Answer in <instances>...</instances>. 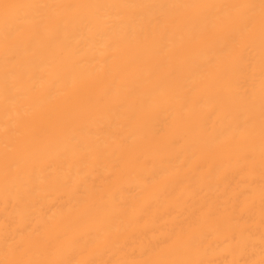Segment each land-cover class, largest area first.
<instances>
[{"label": "bare ground", "instance_id": "6f19581e", "mask_svg": "<svg viewBox=\"0 0 264 264\" xmlns=\"http://www.w3.org/2000/svg\"><path fill=\"white\" fill-rule=\"evenodd\" d=\"M0 264H264V0H0Z\"/></svg>", "mask_w": 264, "mask_h": 264}]
</instances>
